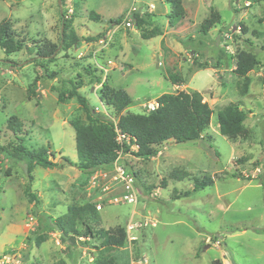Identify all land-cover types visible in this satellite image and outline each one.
Listing matches in <instances>:
<instances>
[{
	"label": "rangeland",
	"instance_id": "obj_1",
	"mask_svg": "<svg viewBox=\"0 0 264 264\" xmlns=\"http://www.w3.org/2000/svg\"><path fill=\"white\" fill-rule=\"evenodd\" d=\"M183 6L185 16L170 26L164 0H62L61 7L59 0H0V21H9L24 42L18 52L7 54L0 48L1 144L18 145L6 128L7 119L14 116L22 123L27 148L46 147L52 161L65 157L75 162V125L95 124V115L87 118L74 98L59 103L57 90L66 93L72 82L80 83L78 91L95 114L116 122L114 110L98 100L101 85L85 70L87 66H95L102 81L107 76L110 86L127 91L132 104L123 113H145L146 102L177 91L199 92L212 109L203 140L163 143L148 160L122 152L127 142L118 139L116 163L123 177L133 179L135 205L109 202L123 190L114 163L89 175L69 164L33 165L29 179L24 160L0 154V264L59 260L94 264L100 241L84 243L79 238L66 249L53 229L66 204L80 199L102 205L98 213L104 228L148 221L129 233L135 241L111 251L120 264H209L211 259L222 264H264V233L257 232L264 229V0H183ZM131 7L142 15L153 14L151 22L128 28L109 23L118 16L121 21ZM211 8L221 20L204 34L199 26ZM91 10L100 19H89ZM62 19L70 21L71 30L81 37L69 49L58 47ZM110 28L113 35L107 38ZM152 31L157 35L141 37ZM94 36L100 38L83 40ZM50 45L58 47L53 56L42 57L38 51H47ZM241 50L257 58L247 74L245 95H239L241 78L233 72ZM95 63L106 67L107 75ZM51 71L55 77L48 78ZM35 76L36 95L28 99V84ZM228 103L247 112L245 139L231 140L219 132L217 112ZM175 167L187 170L190 177L168 179L161 187L162 178ZM8 168L10 175L4 176ZM195 177H211L213 183L174 198L190 190ZM26 187L37 196L32 203L24 193ZM38 235L46 238L40 246L34 242ZM9 251L15 254L8 255Z\"/></svg>",
	"mask_w": 264,
	"mask_h": 264
},
{
	"label": "trees",
	"instance_id": "obj_2",
	"mask_svg": "<svg viewBox=\"0 0 264 264\" xmlns=\"http://www.w3.org/2000/svg\"><path fill=\"white\" fill-rule=\"evenodd\" d=\"M251 1V0H246ZM261 1V0H252ZM169 7L167 14L168 24L175 25L185 16V8L183 0H164ZM62 0H59L61 7ZM153 14L134 13L135 25H142L151 22ZM88 18L91 20L100 19V15L95 11L88 12ZM221 16L217 10L211 8L209 15L200 23L199 29L202 33H207L209 29L218 24ZM120 17L109 19L110 24L119 23ZM12 25L6 19L0 21V48L5 53L10 54L20 51L24 42L18 39L12 30ZM160 34V33H159ZM157 35L155 32L141 34L143 39H148ZM99 39V36L87 37L84 41H92ZM109 38V37H108ZM79 37L70 28V21L65 22L62 19L61 41L62 49H69L73 45L79 43ZM51 49L47 51H38L42 57L53 56L58 48L50 45ZM257 65L255 54L241 50L236 54L235 67L233 72L237 77L241 78L237 82L239 95H245L248 90V72ZM95 68V66H93ZM85 67L88 74H93L94 81L100 83L101 88L98 93V100L105 105L110 106L115 113L116 122L106 117L103 113H96L90 105L88 99L78 91L81 87L80 83L72 82L71 88L65 93L57 90V101L65 102L67 99L74 98L86 114L91 119L95 115V124L87 123L75 125V150L77 160L71 161L65 157H61L59 161L50 159L51 153L46 147L27 148L24 142V132L22 130L21 121L11 116L7 119L6 128L14 135L18 145L0 143V154L16 160H24L26 162V172L29 179L33 165H39L44 168H63L65 164L75 166L83 174H92L93 172L103 170L113 164L121 148L118 143V135L121 134L127 143H124L122 152H133L135 157L148 160L157 155L155 148L163 143H182L187 141L203 140L204 132L208 129L211 122L212 109L208 103L203 100L199 92L177 91L175 93H163L156 98L157 108L149 110L145 113L125 112L132 104V99L124 89H116L109 85L107 76L104 81L96 75V69ZM100 70V69H99ZM95 73V74H94ZM48 78L55 77L52 71L46 74ZM172 80V79H171ZM174 81V79H173ZM37 76L28 84L27 98L31 99L35 96V86ZM247 112L240 108L237 103H228L217 112V123L220 134L228 139L236 140L237 138L245 139L249 135L248 129L244 126ZM116 128L119 132L116 131ZM210 139V136H207ZM210 143V141L208 140ZM210 146L212 144L210 143ZM9 168L5 170L4 176H9ZM236 176V175H235ZM190 177L187 170L173 168L168 173L167 178H162L161 187L167 186V180L182 181ZM213 183L211 177H203L201 179L194 178L193 186L190 190H185L175 194L174 198L189 196L193 192L204 189ZM25 195L29 202H33L37 196L30 191L28 187L24 189ZM100 210V209H99ZM99 210L96 209V202L89 200H77V202L67 203L66 211L58 215L53 221V229L59 233V238L65 248L68 249L79 238H83V242L100 241L101 251L96 254L94 264H120L119 257L111 253L113 250H122L128 240L124 227L116 225L110 228H104L101 225ZM258 233H264V229L257 230ZM46 240L45 236H35L34 242L36 246H40ZM135 241V240H133ZM54 264H66L64 260H59ZM209 264H222L220 259H211Z\"/></svg>",
	"mask_w": 264,
	"mask_h": 264
},
{
	"label": "built area",
	"instance_id": "obj_3",
	"mask_svg": "<svg viewBox=\"0 0 264 264\" xmlns=\"http://www.w3.org/2000/svg\"><path fill=\"white\" fill-rule=\"evenodd\" d=\"M135 7H131L130 9L126 10L123 14V17L121 19V21L119 23H114L113 26L115 28H118L119 26H122V27H131L133 25V23H135L134 21V13H135ZM107 65H109L110 63H112L110 60L107 61ZM96 64V63H95ZM96 66L101 70V71H104L105 74L107 75V69L106 67H104L103 65H100V64H96ZM102 104V103H101ZM144 106L146 108H148V111L149 110H154L155 108H157L158 106V103L157 102H146L144 104ZM116 131H118V129L116 128ZM120 137L122 138L123 136L121 134L118 135V139H120ZM120 156V152L119 154L117 155L115 161L113 162L114 165L116 166L117 170H118V173L120 175V177L122 178L123 180V190L121 191L122 193H119V195H114L112 197V199H109V202H126V203H129V204H133L135 205L138 201V198H137V194L133 188V179L131 177H128V176H125L123 177V171L122 169H120L118 166H117V158ZM101 204L100 203H97L96 204V209H100L101 208ZM33 220V217L30 216L29 217V222H31ZM146 224V221H143V223H128L125 230H126V236H127V240L128 242L130 243L131 241L130 240H135V237L130 235L129 233L131 232L132 229H135L137 228L138 226H142V225H145ZM218 243V242H217ZM8 255H13L15 253H13V251H9V252H6Z\"/></svg>",
	"mask_w": 264,
	"mask_h": 264
},
{
	"label": "crops",
	"instance_id": "obj_4",
	"mask_svg": "<svg viewBox=\"0 0 264 264\" xmlns=\"http://www.w3.org/2000/svg\"><path fill=\"white\" fill-rule=\"evenodd\" d=\"M113 30H114V29H111V28L109 29V32H108V34L106 35L107 38L113 35ZM162 36H165V35H162ZM157 97H158V96H157ZM96 204H97V203H96ZM101 208H102V206H101ZM101 208H100V209H101ZM61 214H62V213H61ZM146 222H148V221L146 220ZM147 225H148V224H147ZM108 228H109V227H108ZM144 260H145V259H144ZM135 262H136V261H132V264H134ZM125 264H126V263H125Z\"/></svg>",
	"mask_w": 264,
	"mask_h": 264
}]
</instances>
